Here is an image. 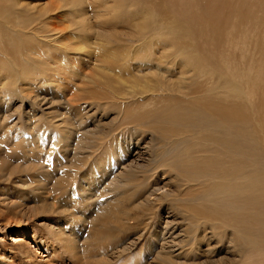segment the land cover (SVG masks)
Listing matches in <instances>:
<instances>
[{
    "label": "rangeland",
    "instance_id": "374dc122",
    "mask_svg": "<svg viewBox=\"0 0 264 264\" xmlns=\"http://www.w3.org/2000/svg\"><path fill=\"white\" fill-rule=\"evenodd\" d=\"M0 1V264H134L130 253L122 261L117 258L144 233H116L109 249L94 253L91 243L98 226L92 215L76 213L73 198L79 193L75 195L70 186L74 166L92 162L95 133L105 136L112 129L114 114L103 106L110 85H102L103 79L109 77L112 87H126L123 80L130 79L128 73L134 78L145 74L136 72L141 63L134 58L139 56L125 57L134 49L147 54L143 57H160V45L166 43L174 60L191 62V58L192 66L208 74L199 84L207 87L218 80L207 67L212 61L221 78L229 77L249 89L238 101L253 103L251 115L260 117L264 112V0ZM12 9L35 18L48 13L32 24L42 37L32 36L29 28L23 30ZM70 10L75 11L71 16ZM120 10L128 15L122 23L116 22ZM141 27L137 35L134 29ZM107 37L110 41L105 42ZM113 56L116 61L108 60ZM175 72L172 83L178 82ZM93 99L99 104H92ZM148 140L143 137L138 144L134 139L131 153L98 186L104 187L128 168L145 167L149 156L140 151L143 160L138 165L143 166H132L134 158L129 155ZM163 184L168 185L162 181L158 187ZM163 189L158 193L174 190L172 185ZM165 214L161 211L162 218ZM47 230L64 241L61 247L54 243L64 257L41 248L40 238L48 239ZM160 244L155 241L150 257L138 264H154L150 258L160 253ZM139 248L144 255L146 247ZM68 253L71 260L66 259Z\"/></svg>",
    "mask_w": 264,
    "mask_h": 264
},
{
    "label": "bare ground",
    "instance_id": "6f19581e",
    "mask_svg": "<svg viewBox=\"0 0 264 264\" xmlns=\"http://www.w3.org/2000/svg\"><path fill=\"white\" fill-rule=\"evenodd\" d=\"M6 2L11 4L10 0ZM13 9L14 19L23 30L29 28L32 36L42 37L40 32H34L32 24L48 13L35 18L30 12ZM74 13L68 11L69 16ZM118 13L121 16L116 22L128 18L121 10ZM144 26L146 23H142ZM142 27L135 28V32ZM107 38L105 42L110 41ZM18 46L22 48L23 42ZM160 47V57H143L147 54H138L140 50L135 49L125 57L139 56L134 58L141 63L136 72L144 70L145 74L134 78L128 73L130 79L123 80L126 87H112V80L104 77L102 85L110 87L103 97V106L114 114L112 129L106 130L105 136H93L89 166H74L70 186L75 195L79 193L73 198L74 209L79 215H92L98 226L93 231V252L102 254L109 249L116 233L136 231L144 233L142 238L130 248L127 246L117 260L122 261L130 253L131 263H145L149 250L158 241L161 251L150 258L154 264H264V112L253 119L250 104H245L248 100L239 102L247 89L229 81V77L221 78L217 64L211 60L207 67L218 80L206 87L199 81L208 74L192 66L191 58V62L174 60L171 46L165 43ZM108 60L117 59L113 56ZM175 71L178 82L172 83ZM137 84L142 85L132 86ZM92 104L99 103L93 99ZM134 106H138L137 110ZM143 137H149L147 146L140 149L138 145L129 156L134 158L132 166H143L138 165L142 154L149 156L145 167L128 168L125 173L114 175L113 182L98 186L99 180L131 153V142L136 139L140 144ZM162 181L173 186L172 193H158L168 186L158 187ZM161 211L166 212V217L162 218ZM48 236L47 240L40 238L41 248L62 257L65 252L54 245L63 246L62 238L52 232ZM139 245L146 247L144 255ZM134 250L138 252L133 255ZM70 254L65 257L67 260L72 259Z\"/></svg>",
    "mask_w": 264,
    "mask_h": 264
}]
</instances>
